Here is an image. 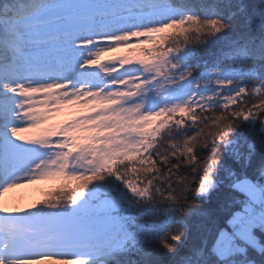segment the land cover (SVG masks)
Wrapping results in <instances>:
<instances>
[{
  "label": "snow or ice",
  "instance_id": "6c2138e0",
  "mask_svg": "<svg viewBox=\"0 0 264 264\" xmlns=\"http://www.w3.org/2000/svg\"><path fill=\"white\" fill-rule=\"evenodd\" d=\"M223 7L0 0V264H264V116L251 108L200 118L195 111H226L246 93L264 97V9L244 0ZM231 33L238 39L226 63L209 70L190 62L193 46ZM153 34L164 35L158 49L145 50L148 61L99 63L106 53L152 43ZM82 101L87 114L49 124L63 105ZM154 117L167 119L150 127ZM240 117L243 128L234 122ZM206 120L218 131H196ZM197 148L210 154L198 160ZM181 164H195L193 174L203 165L194 187L187 176L173 187L171 170ZM53 176L81 183L39 206L5 204L11 190ZM174 222L182 230L172 231Z\"/></svg>",
  "mask_w": 264,
  "mask_h": 264
},
{
  "label": "trees",
  "instance_id": "16d2710c",
  "mask_svg": "<svg viewBox=\"0 0 264 264\" xmlns=\"http://www.w3.org/2000/svg\"><path fill=\"white\" fill-rule=\"evenodd\" d=\"M175 2L179 3L181 2V0H175ZM185 3L190 4V5H195L197 6V10H198V6L199 5H205V6H217L220 10L224 11L225 13L227 12V9H225L223 6L225 4H227L229 2V0H184ZM232 3H235L236 0H231ZM245 3H249L251 5H253L257 10H261L264 9V0H244ZM214 18V17H213ZM177 30L174 29H169L167 30L168 33H173L176 32ZM159 39L158 40H153L152 43H145V44H141L140 47H136L134 48L136 52L140 53L141 55H146L145 54V50L148 49H158L159 44H160V37L164 34H159ZM193 35H195L193 33ZM238 39L237 34L236 33H231L229 36L228 40L225 39H219V40H215L214 42H209V44L207 45H195L193 46L194 49L197 51V55L190 61L193 63H199L201 65H203L205 67V69H213L216 64L220 63V62H227L226 60H224V56L225 54L229 51L230 47L232 46V42L236 41ZM167 43V42H165ZM247 89H251L252 88V83L248 82L246 84ZM264 99V97L259 96V94H257V96H251L249 94H244L242 96V99L237 101L236 103L233 104H229L227 107V110L225 111V109H222L220 107H217L214 109V111H204L201 112V110L199 108H196V114L198 116V118L200 117H213V116H224L227 113H231V112H235V111H243L245 113L248 112V109L251 108L252 112L258 116H264V108H261V100ZM239 105V107H238ZM161 118V117H159ZM159 118L156 119V122H158L157 120H159ZM167 119V117H163L161 120ZM181 119V113L177 112L172 116V121L174 122L175 120H179ZM160 120V121H161ZM183 120L190 124L191 121L188 119V116L185 115L183 116ZM228 121H225V123H227ZM234 122L236 124H240L241 128L244 127V125L242 124V117L240 118H235ZM206 124H208V127H204V125H199L196 129V131H199L200 128L204 129V133H210V132H216L218 131V129L212 125V121L211 120H206L205 121ZM240 129L237 130V132H239ZM191 134V133H189ZM164 136L163 140L161 141L162 144V148H168V137L166 134H163ZM209 140H211V137H208ZM162 148H158L157 151H162ZM198 160L199 159H203V157L209 155L210 153L208 151H205L201 148H197L195 150L194 153ZM217 155H220V153H217ZM141 159V157H136V163L135 166L136 167H140L138 161ZM153 159L156 160L157 164L156 166L158 168H160L162 170V172H168L170 166H166L164 165L162 162L159 161V158L155 156V154H153ZM184 157L181 156L180 157V161H183ZM225 162L227 164V166L233 167L234 170L236 171H240L241 173H243L244 170H242L240 168V166L238 164H235V162L231 159V158H227L225 157ZM172 163H180V161H178L175 157H171ZM125 163L127 164L128 162L125 161ZM145 166H147V162L145 163ZM195 164H181L179 171L172 169L171 171L174 173V175L172 176V184L173 187H176V182L180 179H182L183 177L187 176L189 180H192V186L194 187L195 184L198 182L199 179V175L203 174V165L200 166V173L199 174H193L191 171V168L194 167ZM247 174L249 175V177H251L253 175V172L251 169L247 170ZM130 177L139 182L140 180L144 179L143 176H139L137 175V173L133 172L129 174ZM153 175H155V172H153ZM151 178V177H149ZM219 179L221 180V182H225V177L223 172H221L219 174ZM71 183V185L69 186L67 185H59L58 187H56L55 189L52 190H48V191H44V196L42 198V200L45 199H52L53 197L57 196L59 193H61L62 191L65 193H71L81 182L80 181H75V180H69L67 183ZM147 181L145 180V183ZM143 186V185H141ZM162 188H166L167 185L165 184H161L160 185ZM165 195H167V193H165ZM243 198V194H237L236 195V201L238 202L240 199ZM213 203H215V197L212 201ZM39 206V203H38ZM230 207L235 208V204L230 205ZM192 224H193V231H195V228L198 226L199 224V219L198 217H194L192 220ZM172 231H177V230H182L181 226L177 223H172L171 225ZM135 257L130 256L129 259H134Z\"/></svg>",
  "mask_w": 264,
  "mask_h": 264
},
{
  "label": "rangeland",
  "instance_id": "374dc122",
  "mask_svg": "<svg viewBox=\"0 0 264 264\" xmlns=\"http://www.w3.org/2000/svg\"><path fill=\"white\" fill-rule=\"evenodd\" d=\"M159 34H153V40L159 39ZM131 43L135 44L137 41L133 39ZM118 56H126L130 57L135 61L136 59H143L148 61L150 57L148 55H141L136 52L134 48L122 49L116 53H106L100 57L99 63L110 62L114 57ZM93 67H96L93 65ZM231 87V86H228ZM89 105L92 103L91 101L87 102ZM221 103L227 104V101H224L221 98ZM88 113V108L84 106V101L81 104H68L63 105L59 112H57L53 119L49 121L50 125L61 124L67 121H71L77 117L83 116ZM159 117H154L150 123V127H155L159 123V121L163 118H159L156 122V119ZM33 133L25 132L21 133L23 136H31ZM69 180L64 179L61 176H53L48 177L43 180H38L32 184H25L22 187H18L16 189L11 190L6 193L4 196V202L6 205L10 207H24L27 208L33 203H37L42 200L44 196V191L52 190L58 187L59 185H71V183H67Z\"/></svg>",
  "mask_w": 264,
  "mask_h": 264
}]
</instances>
